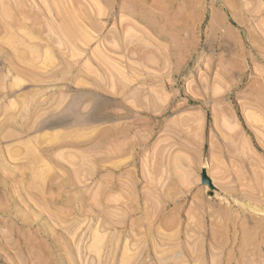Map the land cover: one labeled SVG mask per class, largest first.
Masks as SVG:
<instances>
[{
    "label": "rangeland",
    "instance_id": "rangeland-1",
    "mask_svg": "<svg viewBox=\"0 0 264 264\" xmlns=\"http://www.w3.org/2000/svg\"><path fill=\"white\" fill-rule=\"evenodd\" d=\"M0 264H264V0H0Z\"/></svg>",
    "mask_w": 264,
    "mask_h": 264
}]
</instances>
